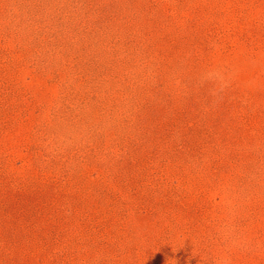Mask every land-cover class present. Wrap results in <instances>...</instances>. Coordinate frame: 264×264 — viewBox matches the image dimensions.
Here are the masks:
<instances>
[{
    "label": "rangeland",
    "instance_id": "374dc122",
    "mask_svg": "<svg viewBox=\"0 0 264 264\" xmlns=\"http://www.w3.org/2000/svg\"><path fill=\"white\" fill-rule=\"evenodd\" d=\"M0 264H264V0H0Z\"/></svg>",
    "mask_w": 264,
    "mask_h": 264
},
{
    "label": "clouds",
    "instance_id": "9594fccd",
    "mask_svg": "<svg viewBox=\"0 0 264 264\" xmlns=\"http://www.w3.org/2000/svg\"><path fill=\"white\" fill-rule=\"evenodd\" d=\"M206 78H215V79H221V74L218 71H213L211 73H206Z\"/></svg>",
    "mask_w": 264,
    "mask_h": 264
}]
</instances>
